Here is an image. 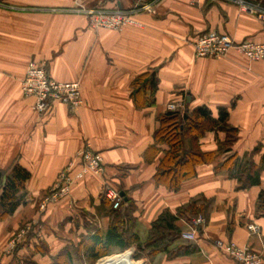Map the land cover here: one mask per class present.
Masks as SVG:
<instances>
[{"label":"crops","instance_id":"obj_1","mask_svg":"<svg viewBox=\"0 0 264 264\" xmlns=\"http://www.w3.org/2000/svg\"><path fill=\"white\" fill-rule=\"evenodd\" d=\"M137 4L138 0H0V170L19 165L31 175L25 203L0 222V264H53L66 247L77 248L98 231L105 235L113 209L104 197L105 182L125 194L123 201L135 205V234L143 246L163 211L175 215L198 196L212 201L195 241L182 237L193 226L180 220L181 237L168 253L150 259L142 247L132 245L130 250L145 256L142 264H232L217 248L218 241L250 247L264 258V214L258 211L264 190V63L252 62L237 50L221 59L196 58L194 49L197 38L210 31L237 43L264 44V25L216 0H160L153 10L136 16L141 26L121 32L90 24V10H128ZM32 61L45 63L54 80L81 84L83 103L77 111L60 103L44 116L33 111V100L21 93ZM146 73L156 75V103L147 107L144 98L137 99L143 104L139 107L132 84ZM173 103L182 104L183 110L206 106L214 117L227 109L229 125L239 131L232 153L218 154L210 164L199 166L197 176L178 192L154 181L163 152L147 155L154 146L158 118ZM224 140V133L212 132L201 146L205 152H217ZM88 145L103 155L105 178H84L70 196L41 211L59 173ZM256 149L253 161L262 168L260 186L240 190L237 180L215 170L229 156L243 157ZM31 223L34 227L25 242L8 252L11 238ZM189 245L196 251L171 256ZM43 248L46 253L40 251ZM122 257L126 256L118 258Z\"/></svg>","mask_w":264,"mask_h":264},{"label":"trees","instance_id":"obj_2","mask_svg":"<svg viewBox=\"0 0 264 264\" xmlns=\"http://www.w3.org/2000/svg\"><path fill=\"white\" fill-rule=\"evenodd\" d=\"M157 85L158 81L154 73L143 74L133 82L132 96L139 107L143 104L138 103V100L143 98L147 107L155 105ZM158 124L153 136L154 146L147 155L155 157L163 152L154 181L157 186L171 192H178L183 183L197 176L199 166L210 164L215 160L216 155L232 153L239 135V131L229 125V112L224 108L219 110L218 117H214L206 106L196 107L193 110L187 107L184 110L167 111L159 116ZM212 132L224 133L225 140L219 143L217 152H205L201 141ZM257 151L258 149L243 157L233 154L218 164L215 170L218 173L227 172L230 179L238 181L240 190L260 186L262 168L257 167L253 161ZM30 178V173L19 165L13 166L8 171L0 170V222L14 215L25 203L26 183ZM211 203L212 201L204 196H198L180 207L175 215L168 210L163 211L153 222L143 246L140 245L135 234V205L131 200L123 201L118 209H110V227L105 235L98 231L83 239L79 247H66L53 258V264H76V262L95 264L98 260L111 256L114 251L124 252L132 245L142 247L150 259L160 253H168L181 237L178 221L185 220L192 223L199 215L207 216ZM258 211L264 214V190L258 198ZM40 251L47 252L44 248ZM195 251L196 247L189 245L180 247L171 256Z\"/></svg>","mask_w":264,"mask_h":264},{"label":"built area","instance_id":"obj_3","mask_svg":"<svg viewBox=\"0 0 264 264\" xmlns=\"http://www.w3.org/2000/svg\"><path fill=\"white\" fill-rule=\"evenodd\" d=\"M160 0H152L151 3L138 4L128 10H106L97 8L88 11L90 24L95 29H109L117 32L123 31L128 26H141L136 16L141 12L153 10L154 5ZM236 6L242 12L253 16L264 25V0H216ZM196 58L221 59L227 56L231 50H237L250 61L264 63V44L252 41L242 43L235 42L231 37L215 31H210L194 43ZM21 93L25 99L33 100L32 109L38 116L46 115L53 104H64L72 111H77L82 103L81 84L79 82H61L52 79L43 62L32 61L29 63L24 79L21 82ZM183 108L182 104L173 103L168 106L169 111ZM106 168L101 153L94 151L89 145L80 151L74 160L58 175L54 185L44 197L40 209L44 211L49 205L57 204L71 194L72 187L88 176L104 179ZM1 188V187H0ZM104 197L112 204L113 209H118L123 198L121 193L108 182L104 183ZM205 224V218L199 215L193 219V229L183 233L182 237L187 241H195L197 228ZM34 225H25L17 235L9 242L8 252H14L20 247L32 231ZM250 230L256 231L257 227L250 226ZM219 250L227 254L233 261L232 264H264V258L250 247H240L233 242H216ZM128 252L134 254V250L115 255H124ZM111 256L105 257L109 258ZM104 258V259H105Z\"/></svg>","mask_w":264,"mask_h":264},{"label":"bare ground","instance_id":"obj_4","mask_svg":"<svg viewBox=\"0 0 264 264\" xmlns=\"http://www.w3.org/2000/svg\"><path fill=\"white\" fill-rule=\"evenodd\" d=\"M123 256H126V257L118 258L119 257L118 256L117 258H114L112 260L103 261L100 264H142L141 262L139 263V262L134 261V258L131 252H128L124 254ZM122 259L125 261L124 263L121 262Z\"/></svg>","mask_w":264,"mask_h":264},{"label":"rangeland","instance_id":"obj_5","mask_svg":"<svg viewBox=\"0 0 264 264\" xmlns=\"http://www.w3.org/2000/svg\"><path fill=\"white\" fill-rule=\"evenodd\" d=\"M21 230V229H20ZM19 230V231H20ZM18 233H16L15 235H17ZM14 235V236H15ZM13 236V237H14ZM12 237V238H13ZM11 238V239H12ZM130 249H128V250H126V251H124V252H120L119 254H122V253H125V252H127V251H129ZM119 254H114L113 256H115V255H119ZM113 256H111L109 259H105L104 261H106V260H112V259H114V258H117V257H113ZM145 256L143 255V254H141L140 252L139 253H136V252H134V254H133V258H134V261H136V262H141V259H143ZM105 258V257H104ZM104 258H102V259H100V260H98L97 262H95V264H98L99 263V261H101V260H103ZM103 262V261H102ZM101 263V262H100ZM99 263V264H100ZM76 264H82V263H80V262H77Z\"/></svg>","mask_w":264,"mask_h":264},{"label":"water","instance_id":"obj_6","mask_svg":"<svg viewBox=\"0 0 264 264\" xmlns=\"http://www.w3.org/2000/svg\"><path fill=\"white\" fill-rule=\"evenodd\" d=\"M121 196L125 198V194L122 193Z\"/></svg>","mask_w":264,"mask_h":264}]
</instances>
